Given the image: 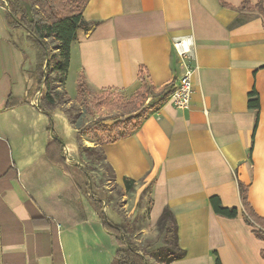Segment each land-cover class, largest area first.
Returning <instances> with one entry per match:
<instances>
[{
    "label": "crops",
    "instance_id": "crops-1",
    "mask_svg": "<svg viewBox=\"0 0 264 264\" xmlns=\"http://www.w3.org/2000/svg\"><path fill=\"white\" fill-rule=\"evenodd\" d=\"M222 1L88 0L82 16L92 24L77 29L62 84L68 99L51 114L39 108L27 33L9 24L0 4V264L112 262L120 246L99 212L125 224L86 180L77 129L62 107L79 97V80L89 90L132 94L140 68L162 90L182 73L172 48L182 35L192 36L197 66L190 106L176 108L168 96L153 102L130 135L103 144V161L136 201L147 188L151 222L165 207L172 211L185 253L168 264H215V253L221 264H264V239L245 221L239 187L264 219V25L257 12L237 10L244 0ZM247 1L264 9V0ZM20 3L27 10L28 0ZM10 97L21 102L6 108ZM124 177L135 180L132 190ZM210 197L239 214L214 213Z\"/></svg>",
    "mask_w": 264,
    "mask_h": 264
},
{
    "label": "trees",
    "instance_id": "trees-1",
    "mask_svg": "<svg viewBox=\"0 0 264 264\" xmlns=\"http://www.w3.org/2000/svg\"><path fill=\"white\" fill-rule=\"evenodd\" d=\"M88 0H28L27 10L21 7L20 0H7L8 2V22L11 26H18L23 28L27 33V41L31 47L36 58V75L37 86L39 90V108L46 113H53L58 106L59 100L62 98V94L66 95V92L57 89L62 86L66 78V72L69 63V51L71 43L76 39V31L81 28L88 30L91 22L84 20L82 11ZM222 5H226L220 0ZM0 4L6 6L3 0H0ZM247 8L248 11L257 12L263 21L264 25V9L261 3H256L254 6L249 5L247 0H244L238 11ZM47 60V64L45 61ZM54 74L52 78L51 74ZM138 79L141 81L140 86L134 91L133 96L129 102L126 113H132L136 110L133 106H138L142 100L150 98L154 103L163 101L171 92L172 84L163 88L162 90H156L149 84L143 69H139ZM56 82V84H55ZM86 84L84 81L79 80L77 93L78 96L83 94ZM139 96L140 98H138ZM248 107L256 111L255 130L258 119V95L254 88H252L248 94ZM68 99V98H67ZM21 101L13 98H8L6 101V108L19 104ZM147 114V111L142 109L133 116L122 119L120 122L105 124L104 118H98L92 122H89L81 128L77 127V131H88L90 133L91 140L94 141V146H82L85 154L93 156L97 154L102 160L105 159L103 152V144L110 143L120 138L130 135L140 123V120ZM252 147L249 149L251 153ZM81 150V146L78 147ZM90 159V157H89ZM106 167L110 170L112 177H114L113 169L105 163ZM85 178L90 176L87 168L84 169ZM124 188L126 191H130L135 186V180L130 178H123ZM240 195L242 201V207L246 213L245 221L249 226H252V232L257 238L264 239V219L254 214L253 210L247 201V187L243 184L239 185ZM210 204L214 213L228 217L235 218L239 214L237 207H224L221 205L220 200L217 197H210ZM99 216L106 225L107 230L112 233L118 244L113 260L110 264H145L147 260L145 258V251L133 243L130 239L128 231L123 225H114L110 220L99 212ZM250 217V218H249ZM254 223L259 227L254 226ZM157 225L161 230L168 232L171 236V247L168 245L161 246L153 253V257L162 260L164 264H168L173 260L180 259L185 251L181 249L177 244V223L172 211L165 207L157 219ZM130 231L131 228L128 227ZM264 258V252H261ZM215 264H221L220 260L215 253Z\"/></svg>",
    "mask_w": 264,
    "mask_h": 264
},
{
    "label": "rangeland",
    "instance_id": "rangeland-1",
    "mask_svg": "<svg viewBox=\"0 0 264 264\" xmlns=\"http://www.w3.org/2000/svg\"><path fill=\"white\" fill-rule=\"evenodd\" d=\"M51 76L53 78L54 74L52 73ZM58 89L64 92L62 86ZM132 96L133 93L126 94L119 90L95 91L85 88L83 94L74 102L66 104L62 109L66 111L76 129L98 118L106 119L104 121L105 124H112L137 114L140 109L147 111L154 102L150 98H147L146 100H142L138 106H133V109L136 110L135 112L126 113ZM137 97L140 98L139 96ZM67 98L66 95L63 96L59 100L58 106L63 105ZM85 136L91 140L89 137L90 133L87 130L76 131V143L78 147L81 146V154L83 153L86 160L85 163L90 173L91 184H98L97 188H101L100 194L106 197L108 205L117 210L118 215L123 218L125 226L127 227L128 225L129 228H135L133 231L130 230L132 233L129 236L133 243L145 251L147 264H164L162 260L154 258L153 253L161 246L168 245L171 247V236L168 232L161 230L157 222L150 221L149 209L151 202L149 197H144V195L148 196L146 192L147 188L144 189L137 201L134 196L135 193L120 190L101 157L97 156V154L93 156L85 154L82 146H94L87 145L85 142L87 138ZM130 212H132V215L128 217V213ZM254 226L259 227L258 224H254Z\"/></svg>",
    "mask_w": 264,
    "mask_h": 264
},
{
    "label": "built area",
    "instance_id": "built-area-1",
    "mask_svg": "<svg viewBox=\"0 0 264 264\" xmlns=\"http://www.w3.org/2000/svg\"><path fill=\"white\" fill-rule=\"evenodd\" d=\"M172 48L182 64L180 77L172 83V90L168 95L174 107L187 109L193 95V77L197 69L191 35L177 36L172 39Z\"/></svg>",
    "mask_w": 264,
    "mask_h": 264
},
{
    "label": "water",
    "instance_id": "water-1",
    "mask_svg": "<svg viewBox=\"0 0 264 264\" xmlns=\"http://www.w3.org/2000/svg\"><path fill=\"white\" fill-rule=\"evenodd\" d=\"M3 1H4L5 5H6V8H8V2H7V0H3ZM45 64H47V60L45 61ZM145 264H147L146 261H145Z\"/></svg>",
    "mask_w": 264,
    "mask_h": 264
}]
</instances>
